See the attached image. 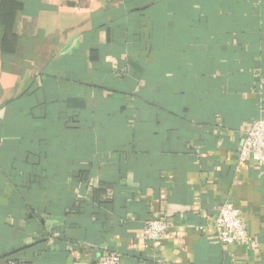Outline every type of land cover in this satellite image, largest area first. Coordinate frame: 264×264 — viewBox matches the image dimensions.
Returning <instances> with one entry per match:
<instances>
[{"label":"crops","instance_id":"obj_1","mask_svg":"<svg viewBox=\"0 0 264 264\" xmlns=\"http://www.w3.org/2000/svg\"><path fill=\"white\" fill-rule=\"evenodd\" d=\"M263 118L264 0H1L0 264H264Z\"/></svg>","mask_w":264,"mask_h":264},{"label":"built area","instance_id":"obj_2","mask_svg":"<svg viewBox=\"0 0 264 264\" xmlns=\"http://www.w3.org/2000/svg\"><path fill=\"white\" fill-rule=\"evenodd\" d=\"M239 160L241 163L254 161L264 165V118L256 122L248 132L240 148ZM168 228L166 221L151 220L144 231L146 246L152 245L154 248L160 249ZM214 229L221 243H246L253 247L256 246L248 234L241 211L231 204H224L219 209ZM99 264H123V260L117 254H109Z\"/></svg>","mask_w":264,"mask_h":264},{"label":"water","instance_id":"obj_3","mask_svg":"<svg viewBox=\"0 0 264 264\" xmlns=\"http://www.w3.org/2000/svg\"><path fill=\"white\" fill-rule=\"evenodd\" d=\"M1 1V0H0Z\"/></svg>","mask_w":264,"mask_h":264}]
</instances>
